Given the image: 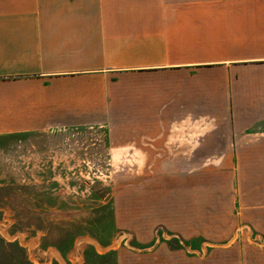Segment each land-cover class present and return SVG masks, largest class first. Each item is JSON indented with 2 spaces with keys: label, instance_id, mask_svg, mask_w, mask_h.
<instances>
[{
  "label": "crops",
  "instance_id": "1",
  "mask_svg": "<svg viewBox=\"0 0 264 264\" xmlns=\"http://www.w3.org/2000/svg\"><path fill=\"white\" fill-rule=\"evenodd\" d=\"M90 129L139 168L181 154L156 183L227 200L186 255L264 264V0H0V139ZM240 217L261 242L231 241Z\"/></svg>",
  "mask_w": 264,
  "mask_h": 264
},
{
  "label": "rangeland",
  "instance_id": "2",
  "mask_svg": "<svg viewBox=\"0 0 264 264\" xmlns=\"http://www.w3.org/2000/svg\"><path fill=\"white\" fill-rule=\"evenodd\" d=\"M114 150L111 136L94 129L1 138L0 264H198L185 250L198 251L180 248L197 228L228 222L227 200L204 207L178 195L185 194L179 183H156L167 173L191 171L179 167L181 154H169L171 160L156 154V162L139 168L132 152ZM215 192L228 194V185ZM237 208L239 215V201ZM245 225L240 217L231 241L261 242V235L243 232Z\"/></svg>",
  "mask_w": 264,
  "mask_h": 264
},
{
  "label": "trees",
  "instance_id": "3",
  "mask_svg": "<svg viewBox=\"0 0 264 264\" xmlns=\"http://www.w3.org/2000/svg\"><path fill=\"white\" fill-rule=\"evenodd\" d=\"M19 249H21V250H22V248H20V247H19ZM22 255H23V257H24V258H26V256H25L24 252H23V254H22Z\"/></svg>",
  "mask_w": 264,
  "mask_h": 264
}]
</instances>
